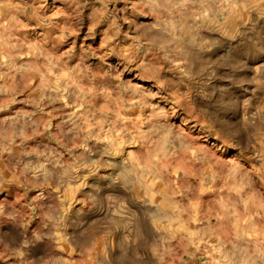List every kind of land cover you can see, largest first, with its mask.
<instances>
[{"label": "rangeland", "instance_id": "1", "mask_svg": "<svg viewBox=\"0 0 264 264\" xmlns=\"http://www.w3.org/2000/svg\"><path fill=\"white\" fill-rule=\"evenodd\" d=\"M0 264H264V0H0Z\"/></svg>", "mask_w": 264, "mask_h": 264}]
</instances>
